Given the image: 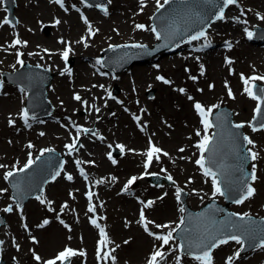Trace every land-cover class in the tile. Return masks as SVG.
<instances>
[{
	"label": "rangeland",
	"instance_id": "1",
	"mask_svg": "<svg viewBox=\"0 0 264 264\" xmlns=\"http://www.w3.org/2000/svg\"><path fill=\"white\" fill-rule=\"evenodd\" d=\"M71 1H77V0H69ZM264 0H258V1H245V5H248L253 8L260 7L262 2ZM44 4H46L45 1H43ZM34 6L28 7L24 6L22 1L21 4L16 9V17H17V25L16 26H10L9 24H4L2 27V30H0V48L3 47V44H10L11 43V37L16 39L17 37L21 41H26L27 44H20L16 45L15 47L8 49L7 47H3L7 52L3 53L0 50V70H8L13 71L15 68L18 67L17 64V57L15 56V50L19 48L21 51H23L24 55L29 53H33V55L29 56H37L33 61L36 62H44L46 61V58L48 60L52 57V53L55 51H58L62 47V42L54 48L53 46V38L51 37V31L50 28H48L47 23L49 24L51 21V18L53 16V11L51 9V6L47 3L46 9L48 10L47 15L43 12L42 9H40L36 2L33 4ZM130 10L131 8H135L136 6H132L130 0H117L114 3V9L117 11L116 19L112 18L107 23H98L99 21L96 20L97 24H101V32L94 38V42L98 41V48L100 49L103 47L109 46V44L113 43H119L120 38H113L111 39V36H114V33L118 27H121L125 32H131L134 27L131 24L130 16L133 19L135 15V11L132 10L131 14L124 15V10ZM264 7V5H263ZM22 8H24L22 10ZM260 9V8H258ZM236 16H239V12L233 13ZM76 17V15H74ZM2 18V22L5 18V11L0 8V20ZM110 19V18H109ZM115 21H117L115 23ZM258 24L263 25L264 22H260ZM83 27V26H82ZM8 29L9 36L5 35L4 30ZM135 30V29H134ZM141 32V31H140ZM142 33V32H141ZM48 36L49 39H46L45 37ZM116 36V35H115ZM212 37H208L209 42H213L216 44V50L219 46L218 52L219 56H215L217 60L214 64H209L208 59L205 60L207 55L204 57L203 62L200 60H188V63L183 67V65H179V67L175 70L174 76H169V70L172 69V64H175V61H171L169 64V70L165 71V76L169 78L171 81V84H173L179 92L178 95L170 90V88L165 87L168 92H164L161 90L160 86L158 87V84H152L151 82L148 83V78L143 79V83L140 84L137 82V85H132L131 81L137 80L135 77H125L123 73H126L124 69L121 72H116L120 77V79H124V83L122 80H116L118 81L116 84L121 87V90H119L118 94L125 100V109L124 106H121L120 108L117 106L116 111L119 112V114L112 118L109 122V131L104 132L103 136L105 135L107 137V140L104 142V152L103 156L108 159L106 163H102L99 165L98 159L94 156L88 157V161H94L95 165L90 166L89 163H86L87 170L91 173H93L95 180L102 181L101 183H98V190L99 193H102V199L105 200V204L107 206V209L103 213H99V215H104V221L109 226V232H110V238L113 242H116V244L119 246L117 250L114 252V256L116 257L117 264L126 263L128 264H147V260L149 256L152 254V246L149 248L147 252L143 256H136L135 254L128 251V249L134 247V242H136V237L134 235H130V230L128 228L129 222L131 225L133 222H137L138 224V215L137 212L134 213L131 211V209H127V201H131L132 203L134 201H143L146 197L153 198L152 195H155L156 197H159L161 193L164 191L163 189H159L162 187L169 188V192L166 198L159 201L158 204L155 206L154 211H150L151 213H155V211H158V214H164L159 212L160 209H162V206L165 204L167 199H170L172 201H175L176 199L174 196L176 195V189L181 187H175V183H179L181 181H187L189 178H191V181L195 182L198 181V183L204 182L206 183V188H211L212 184L210 181L203 179L200 177L198 170L197 174H194V176H190V173L192 171L193 165V156L195 153L196 148L191 151L187 152V148H184V152H180L179 149L182 148L184 145L187 144V142H195L197 139V131L200 132V138H202L205 134L209 135L211 133L212 129H208L207 133L204 131V125H199V129L197 128V119L198 116H196V112L192 107V101L193 100H199L205 107L209 108L213 105H228L232 109L239 111V106L241 103H243L242 100L246 101V104L248 105L247 113H245V116H242L241 114L237 118L245 119L247 118L251 112L254 111L253 106L256 104V100L252 99L247 93L244 92L245 84L241 79V74H243L244 77H250V73L252 71L258 72V73H264V68L256 67V64H252L253 66H247V68L241 69L239 65L236 63H232L231 65L226 63V58L234 59L236 57V54L238 53V50L236 51L235 47H233L231 50H227L225 54H222L223 51L220 49V45L224 48V42L225 40L222 39L224 37H219V39H215ZM109 41V42H108ZM247 42V49H250L252 54L260 53V57H263L264 49L261 45V43L257 41H246ZM263 44V43H262ZM214 47V48H215ZM45 49L48 50V52H45ZM214 52V51H213ZM95 53V52H94ZM240 53V52H239ZM23 55V56H24ZM87 55V54H84ZM82 57H85V56ZM59 56V53H58ZM7 57L10 58L12 63L17 64L15 68H12L13 66L9 65V62ZM44 57L45 59L41 60L40 58ZM23 58V57H22ZM241 58V57H240ZM171 59V58H170ZM15 60V61H14ZM241 61V60H240ZM45 63V62H44ZM203 65V75H201V68L200 65ZM150 63L145 62L142 64V68H145L147 66V69H150ZM71 66H73L76 69L75 75L72 77L73 79V86H71V83H66L62 88H58L57 94L60 95V99H66L68 104H71L73 99L71 98L74 96V93L76 90H79V87H83V83L81 85H78V82H81V78L79 77V74H82L81 71L86 67L87 69V77L86 79L89 80V83L92 82L95 78L93 75V72L89 67H87L86 63L84 62L80 66L79 62L76 60V58L72 60ZM82 68V69H81ZM187 69L188 71H185ZM85 71V70H84ZM124 71V72H123ZM131 71H135V66L131 68ZM218 71L220 73V77H215L214 72ZM79 73V74H78ZM146 73V71H145ZM115 74V75H116ZM159 74V73H158ZM171 74V73H170ZM68 78L69 76L66 75ZM123 76V77H122ZM195 76L197 77L196 80H192L190 77ZM71 78V77H70ZM78 78V79H77ZM2 79V78H1ZM101 81V84H103L104 78H99ZM227 81V87L225 85V82ZM88 81H85L87 83ZM162 82V81H161ZM127 83V84H126ZM130 83V86H129ZM8 86L5 87L2 92L3 94L0 95V100H8L11 102V100L15 99V104H12L4 109L0 108V164L11 166L15 164H19L29 158V153L24 155L22 158H18V156H15L16 150L14 149L15 146L24 145L26 142H32L33 147L32 148H42L44 146H54L52 143H49L45 139L43 141H36V136L29 135L30 133L24 134L21 138L20 135H16L14 133V128H12L8 121L9 118L14 119V117L17 115L19 101L21 98V95L18 94L16 91V88L14 84L7 83ZM126 84V85H125ZM162 84H164L162 82ZM12 85V86H10ZM154 85V86H153ZM165 85V84H164ZM170 85V84H169ZM209 85H213V87H209ZM113 84L107 85L103 84V89L100 92L101 95L105 94V91L110 90ZM49 87V86H48ZM124 89H127V92H125ZM164 87V86H163ZM179 88L185 89L184 92H180ZM228 88V89H227ZM232 89L234 92V98L230 97L228 95V90ZM48 89V88H47ZM153 90V94L151 96L148 95V90ZM161 90V91H160ZM202 90V91H201ZM14 95H16L14 97ZM97 95H94V98H96ZM189 97H192V99H189ZM72 104L77 105L76 102L73 101ZM78 105L80 106V102H78ZM68 108V109H66ZM144 108V109H143ZM213 108L212 110H214ZM75 109H71L69 106L65 105L62 109H59L57 112L58 114H64V113H70L72 116H82L85 114V111L83 108H78L76 114L74 112ZM143 110V111H142ZM253 110V111H252ZM106 111L105 113H107ZM195 112V113H194ZM54 115V113H53ZM132 115H142L138 116L140 117L139 122H136L132 119ZM81 119H79L80 121ZM139 126H142L144 129L143 132H140L138 130ZM29 132V130H28ZM252 133V134H251ZM67 137L65 140L69 139V135L66 134ZM87 137H91V133L85 134ZM121 135V136H120ZM69 136V137H68ZM250 138L256 142V145L254 147V151H257L260 155V158L257 161H254L257 165V170L260 171L259 164H264V130L256 131V132H250ZM149 139H151L153 143H156V146H161L166 150V152L169 153L168 156H160V159L158 163L153 166L152 168L147 169L148 172H157L164 175H171L173 177L174 183L170 184H163L162 186L158 185H151L150 181L146 179V175H144L145 171L141 165V161L143 159V153L146 149L149 148ZM109 140V141H108ZM106 142H109L111 144L116 143L117 145H124V148H127V154L121 152L119 147L116 145H112L109 147V145L105 144ZM116 146L117 149H119L120 152L116 154H112V158L116 161L115 163L112 162V159H109L108 153H112V147ZM129 149L133 151H129ZM36 153L38 151H35ZM186 155V159H182L181 156L180 160L178 158V155ZM106 155V156H105ZM98 167L100 175L95 173L96 168ZM125 169V171H123ZM128 169V170H126ZM166 170V171H162ZM197 169V168H196ZM264 172V167L262 169V173ZM142 175V179H140V176ZM138 177V179L135 181L134 184L129 186V190L124 193V195H118L121 194L120 192H123L124 186L127 184V181L131 177ZM112 177H115V180H112ZM82 178V177H81ZM3 180V179H2ZM262 182V180H261ZM258 180V191L255 195L254 199L258 201V203L262 204L264 201V182L261 183ZM84 179H81L80 186H79V196L82 197L81 193L83 191L84 186ZM202 184V185H204ZM94 185V184H93ZM149 185L151 187H154L153 193L151 191L141 190V186ZM200 185V186H202ZM95 186V185H94ZM158 186V187H157ZM73 187V188H72ZM71 188L64 189L62 191H58V194H53L51 197L50 195L46 194L45 198L47 199V205H42L40 200L35 198L36 200L33 201V209L31 210V215L33 216L32 220L33 223H35L36 229L38 225L42 224V222L45 219H52V216L48 212V208L50 209H60L61 206L65 205L67 203V200L72 199V201L69 202V206L71 207L72 214L74 213V209L79 206L78 201L76 200V192L75 187L72 186ZM8 189V188H7ZM262 191V192H261ZM71 193V195H70ZM175 194V195H174ZM8 194L6 193V196H2L0 194V199L3 202H8ZM67 198V200H66ZM43 199V198H42ZM103 200H99L100 204H102ZM48 201L51 203L49 204ZM176 202V201H175ZM141 203V202H140ZM180 209V202H176ZM135 204V203H134ZM126 205V208H125ZM161 207V208H160ZM16 209V208H15ZM66 209V208H65ZM64 209V211H65ZM19 210V209H17ZM168 214V213H167ZM161 215L160 218H154L152 219V214L149 217L154 222H168L169 226L171 228L175 226L179 215L178 213H174L173 215ZM18 212H14L12 214H9L8 220L13 224V228L19 232L20 226H24L27 223H30L26 216L22 214V223L19 224L18 220ZM28 215V214H27ZM91 215L90 212H88V207L86 210V219L83 221L84 224L90 223L89 216ZM58 216V214H57ZM80 216V211L78 210V215ZM154 216V215H153ZM164 216V217H162ZM28 217V216H27ZM4 218V217H3ZM172 219V220H169ZM60 220H62L59 216V219L57 220H51L50 223L41 229L39 228V232L37 233L38 237L42 236L43 234H46L51 229L59 230V235L61 236L60 243L55 244L54 248L50 252H46L44 248H41L39 245L34 246L28 249H20L17 250L16 246L12 244L14 248H16L14 251L18 256L25 255L28 260L33 262L32 255L33 253H38L41 257H55L58 253V250L63 246L71 247L73 244L78 245V236H83V226H81L83 223L81 220H78L80 222L72 231L64 226V224L60 223ZM65 224L68 225L66 221H64ZM82 223V224H81ZM28 225V224H27ZM130 225V226H131ZM135 225V224H133ZM132 225V226H133ZM3 225L0 224V227ZM31 226V225H29ZM49 227V228H48ZM44 228H47L46 230H43ZM71 229V227H70ZM43 230V231H42ZM108 230V229H107ZM22 231V230H21ZM132 231V230H131ZM9 232L11 235L18 238L19 241V235L15 231H11L9 229ZM69 234H73V239H68ZM95 234L92 237V249L94 245V239ZM147 236V235H146ZM40 239V237H39ZM125 241H128V243H124ZM155 242V246L158 245L157 241ZM79 246V245H78ZM81 246V245H80ZM153 246V247H155ZM82 247V246H81ZM239 248V245L235 243V247H232L231 250H226L224 254V260H226L225 256L232 255V252H236V250ZM54 255V256H51ZM263 260V261H262ZM251 261V263H245ZM253 261V262H252ZM262 261L264 263V254L263 251H258L256 253H249L245 257L239 256V259L233 260V264H257V262ZM222 264H225L223 261H221ZM23 264V263H21ZM77 264H81L80 261L77 262ZM90 264H96L95 262H91Z\"/></svg>",
	"mask_w": 264,
	"mask_h": 264
},
{
	"label": "snow or ice",
	"instance_id": "2",
	"mask_svg": "<svg viewBox=\"0 0 264 264\" xmlns=\"http://www.w3.org/2000/svg\"><path fill=\"white\" fill-rule=\"evenodd\" d=\"M55 3L59 4L62 8H64L65 11H67L68 9L65 8L64 6V0H54ZM84 3L87 4L88 7H91V4L87 3V0H83ZM209 2L211 3V0H209ZM110 3V0H109ZM170 3V0H163V3H160V0H157V11H159L161 8L164 7L165 4ZM238 3V0H223V5L219 8L218 12L215 15V19L216 20H224L225 19V9L229 6V5H235ZM141 11L143 10V6H144V0H141ZM74 7V6H73ZM96 7L101 8V10L107 14V7L101 4H97ZM198 15V14H196ZM258 17L261 20H264V16H260L259 13H257ZM81 19L84 21V23L86 25H88V32L89 35H95L96 32H98L99 30L96 29L95 31H93L92 25L91 23L88 21L87 17L85 16H81ZM239 18H237L238 20ZM16 23H18V21H16ZM56 23H60L59 20L56 21ZM243 23H247V21H243ZM2 24H10L13 27L15 26L12 22V20H10L8 17H5ZM2 24H0V26H2ZM135 27L137 29H146V26L143 24H137L135 25ZM156 36L157 40H160L162 37L163 38H171V36L174 33L169 32L167 29L162 31H158L156 27H152L150 29ZM245 33L247 34L249 39H252L254 36V33L252 31H250L247 27H245L244 29ZM202 37H204L205 39L207 38V33L206 30H200L197 31L195 34L191 35L189 37L190 41H194V40H199ZM82 40L84 39L83 37L81 38ZM63 43V41H61ZM20 44H24L26 45L27 42L26 41H21L18 37L13 41V43L10 45V47H15L16 45H20ZM85 46H87V44H85ZM210 46V42L206 43L204 45V47ZM226 46L228 48L232 47V44L230 42H226ZM110 47H129V45H123V46H112L110 45ZM130 47L132 48H137V49H145L147 46L143 45V44H132L130 45ZM177 47H179V45H177ZM201 49H197V51H200ZM72 51L71 46L69 45L68 47H66L63 52L61 53V57L62 59L65 61V63L67 64V61L69 59V54ZM45 52H48L47 49H45ZM24 54L21 52H17L16 56H17V63L19 65H21V67L24 66V60L21 59V57ZM29 55H33V53H29ZM199 59V57H197V60ZM98 64L102 63L100 60L97 61ZM226 63L231 65L233 63V61L230 58H226ZM13 67H15V65H13ZM157 67H159L157 65ZM201 68V75H203V65H200ZM185 71H188L187 69H185ZM65 72H67L69 75H71V69L68 67H65V69L63 70V72H61V74L63 75ZM101 75H105V73H101ZM192 80H196L197 77L195 76H191L190 77ZM157 80L163 81L166 84H170L171 81L167 80L164 76H157L156 77ZM241 79L245 84V88H244V92L247 93L252 99L257 100V106L255 108V113L256 115L253 117V121H256L258 124V127L255 124H251L252 126V131L256 132L259 130H264V120H259L257 121V117L261 116L262 114H264V88H257L255 83H250V82H255V81H260V80H264V76H257V75H253L251 77H244L243 74H241ZM225 85L227 87V81L225 82ZM0 87H2V82H0ZM95 87V86H94ZM100 87H103V85H100ZM209 87H213V85H209ZM25 89L21 88V92H24ZM180 92H184L185 89L181 88L179 89ZM202 91V90H201ZM228 94L230 97H233V93L231 91V89L229 88L228 90ZM109 97L112 99H115V97L111 96V93H109ZM74 99L76 101H81L83 104L87 105V101H82V97L79 94H75L74 95ZM189 99H192V97H189ZM122 103V102H121ZM194 107L196 109V111L199 113V115L203 118L202 119V124L204 125V131L205 133H207L208 129L213 127V123L212 121L209 119V117L212 114V109L213 108H217L219 107L218 105H213L209 108H207V110L205 109V107L199 103L196 102L194 104ZM96 112H99L100 109L96 108L95 109ZM143 111V110H142ZM21 117L24 120V123L27 127H31V124L29 123V119H30V115H29V109L28 108H24L21 110ZM34 118V117H32ZM134 119L137 120V122H139L140 117L138 116H134ZM219 121V117L217 118ZM42 122V121H41ZM9 125H12L15 123V121L11 118H9L8 121ZM245 125L244 123H238L233 125V127L235 129H241L243 128ZM77 129V135L76 137L73 138V142L70 144H66L65 148L68 150V154L71 155L74 151H79L80 147H83V145L79 142V138H80V133L83 132L84 134H88L91 133L92 135H96V132L94 129H90V128H83L81 126H75ZM45 133L41 132L40 135L43 136ZM197 136H200V132L197 131L196 133ZM233 137L239 135V133H232L231 134ZM243 141L246 142L247 145L251 146V147H247L244 149V155L242 157H238L239 159V164L236 166L235 171L240 172L241 175L239 177H233L232 175V171L226 167L223 164L217 163L216 159H215V152H216V145L214 143V137L205 134L202 139L196 144V147L199 149L200 151V156L198 159L195 160L196 165H198L200 167V169L203 172V175L205 177H210L211 178V183H212V196L216 197L217 195L222 196V197H227L229 195H232L234 193L238 194V198L234 199V203L236 204H243L246 200L254 197L256 195L257 189L253 186L254 183L259 179L258 175H257V165L256 163H252L251 164V172L248 173L245 171V162L246 161H257L260 158V155L257 151H254V147H255V142L253 139H251L248 136H243ZM28 148H32L33 145L31 143H29L27 145ZM109 147H111V145H109ZM117 147L120 148L121 152H123L124 150V145H118ZM184 148H180L179 151L180 152H184ZM53 149H42L40 151V155L36 156L35 159L32 158V154L29 153V158L27 160V162L19 168H16L10 171H6L4 173L3 179L5 181H8L10 178L14 177V175L16 173H24L27 170L31 169L33 165L36 164L37 161H39L42 156L44 155L45 152H52ZM129 151H133L131 149H129ZM168 156L169 153L163 151V149H161L160 147H157L155 144H153L151 142V139H149V148L146 152V161L144 164L145 167V173L144 175H151V176H157V173H150L147 171V169L151 166V164L153 163V160L155 159L156 161H159L160 156ZM109 159H112V162L115 163L116 161L112 158V153L109 152L108 153ZM183 158V157H182ZM77 167L79 168L80 171V175L84 177L85 180H88V175L85 173L84 169L82 167H79L82 163H89V164H94V161H81L79 159H77L75 161ZM7 167L6 165L0 164V168H5ZM216 169L215 171L213 169ZM61 169H63V164H61ZM162 171H166L163 170ZM60 172H56L55 175L52 177L53 179L56 178V176H59ZM66 179L71 181L73 180V176L71 174H68L66 176ZM115 177H112V180H115ZM138 179V177H131L128 181L127 184L124 186V189L122 191H128L129 186L132 185L136 180ZM166 179L169 181H173V177L169 174L166 176ZM22 181H16L13 183L12 187L14 189H19V185ZM102 181H98L97 183H101ZM191 178H189V183H191ZM174 183V181H173ZM7 189H0V193H4L6 192ZM195 191V190H193ZM183 190L180 188L176 189V199L179 201L181 199V195H182ZM71 195V193H70ZM88 199H89V205H88V212L90 213H95L96 211V206L93 205L91 203L92 201V197H93V193L91 191L86 193ZM166 195V193H165ZM14 198L17 201H22L23 199V193L21 191H17L14 194ZM38 200H40V202L43 204L45 203V200L42 199L40 196L36 197ZM160 199H163V197H160ZM48 203L50 204L51 202L48 201ZM144 203V202H141ZM154 204V201H147V203L145 204V207H151ZM16 207L18 209L21 210L22 213V203H17ZM67 207V204L61 206L60 211L63 212L64 209ZM50 211H55L54 209H49ZM180 212H185V208L181 207ZM4 212H12L13 211V207L12 205H8L5 209H3ZM198 215H203V213H200ZM232 216H239L240 217V223H235L232 222L230 219L227 221H215V220H211L210 221V226L208 228H205L204 231L199 235V237L197 238L196 241H193L192 239H190L189 236L186 235H181L180 239L182 241V243L173 246L172 242L175 240V237L173 235V233L177 232V229H180L181 225H183L185 223V217H181L179 224L176 225V227L171 228L168 224H155L154 221H147L146 217H145V212H144V208L141 209L140 211V220L139 223H142L144 226V229L146 232H148L149 235L153 236L156 240L160 241V245L159 247H156L155 250L152 252V254L150 255V257L147 260V264H162V262L166 261L167 259V255L168 253H166L164 251L165 246H169L168 248V252H175L177 249L180 250V255H176L175 256V261L176 264H181V258L183 255L187 254L192 256V258L196 261L199 262V264H213V250L219 248L222 245H227L230 241L231 242H235L237 245H240V248L234 253L233 256H228L225 260V264H233V260L235 258H238L241 254V252L244 250V246H245V240L247 239L248 241L252 242L250 244V246L252 247H264V236H262L258 243H256V237L258 235L259 230L257 228H254L253 225L255 224V221L250 219L249 213H243V214H239V213H232L230 214ZM23 218V217H22ZM57 218L59 219V215L57 216ZM99 219H104V217H100ZM3 221L0 220V224H2ZM50 221L48 219H45L42 224L38 225V227H44L45 225L49 224ZM61 224H64V226L66 228L70 229V226L65 224V222L63 220H60ZM90 223L99 229V234H100V240L98 241V247H97V258L98 260H107L109 257L111 258V260L114 262L116 260V257L114 255H112L111 253L115 251V249H111L110 251H104L103 249L105 248V246L109 243V237L107 232L105 231V228L102 227L98 220L96 218H90ZM149 224H154L155 227L157 229H163V228H169L170 230L167 231V233H161V234H157V233H153L149 230L148 225ZM219 225V226H217ZM24 227L27 229V225L25 224ZM69 239H71V237H69ZM32 240L35 242L36 238L33 236ZM4 243V241L0 240V245H2ZM13 243H15V240H13ZM124 243H128V241H125ZM17 250H19V245L16 244L15 245ZM116 247H119L118 245ZM84 256L85 252L82 250H75L71 247H65L64 250L60 251L55 258L53 259H49L47 261L44 262V264H57V261L60 262V264H69L70 259L74 256ZM35 260L40 261L41 257L39 255H35L34 256Z\"/></svg>",
	"mask_w": 264,
	"mask_h": 264
},
{
	"label": "bare ground",
	"instance_id": "3",
	"mask_svg": "<svg viewBox=\"0 0 264 264\" xmlns=\"http://www.w3.org/2000/svg\"><path fill=\"white\" fill-rule=\"evenodd\" d=\"M21 1H22L24 6H28V7L34 6L33 4L36 2L38 5H35V6H38L40 9H42L46 15L48 13V10L46 9L47 5L44 4L43 0H17V7L21 4ZM145 1L146 0H144V2ZM152 1L153 0H148V6H151ZM245 1H249V0H241L240 5H243L242 2H245ZM253 1H258V0H253ZM131 2L136 4L137 0H132ZM260 2H262V4H260L261 6L257 7V8L262 9V11H260L259 14L264 16V7H263L264 2L263 1H260ZM195 3L192 4L190 11H193V9L195 11H200V9H201L200 4L196 5ZM23 9L24 8H22V10ZM228 12L229 11L225 12V16L228 14ZM249 14H250V17L252 20L257 18V14L255 12L250 11ZM69 17H70V21L68 22V24L62 23V24H59L57 27H55L54 25H51V28H50L51 37L53 38V45L58 46L60 43V38L62 39V35L64 36V34H65L68 37L69 33H70V35L72 36V40H73L72 47H74L76 49V51L74 52V55L76 57V60L79 62L80 66H81L82 64H84L85 59H83V57H79V56H80V54H82V51L84 50V46H82L81 44H79L76 41V36L80 32L81 23L74 20L71 15H69ZM104 21H105V19H104ZM231 24L238 25L237 22H231V21L222 22V23H216L215 22L214 25L211 26L210 31H213L216 37H223L224 36L223 33L233 31L232 33L229 32V34L232 35L235 40H238V42L242 41L241 36L239 34L241 27L235 26V30H233L232 26H230V27L228 26ZM4 32L7 33L6 31H4ZM132 34H134V33H131V32L127 33L125 31H122V29H120V27H119L118 31L114 33V36L116 35V36H121V37H130ZM45 38L49 39L48 36H46ZM142 38H143V42H145L147 44H151L154 41L153 37L151 36V34L149 32H144ZM95 48H96L95 45H90L88 52L93 54L95 51ZM201 54H203V53H201ZM210 54L211 55H207L208 56V58H207L208 63L214 64L215 61L217 60V58L215 56H219V55H214V53L212 54L211 50H210ZM237 55H238L237 64L240 66L241 69L247 68V66H251L252 64H256L257 66L264 68V54H263V57H260V53L252 54L250 49L242 48L238 51ZM192 57L196 58V56H194V54H192ZM240 57H241V61H240ZM23 58L26 59V56H24ZM31 58H32V56L28 57L26 59V61L31 59ZM41 59H45V58L42 57ZM47 62H48V64H47L48 67H51L52 65H54L56 67V75H57L56 77H55V75L53 77V80H56L57 85L54 86V84H53V86L50 88V90L48 92L49 99L52 102L53 101L54 102H60L61 105H65V101L60 99L59 95L57 94V88H62L64 86L65 82L66 83H68V82L66 80V77L61 74V72H63V71L60 69L61 63H60V60L58 58L57 53L53 54L50 61H47ZM13 65H14V63L10 62V66H13ZM165 65H166V62H164V66ZM36 70L38 73L39 70L38 69H36ZM82 70H85V68ZM46 73H47V71H42L40 73V77L42 79L47 78ZM134 73H135L137 82L139 84L143 81L144 78H148V82L152 80L154 83L158 84V82L154 78V74L153 73L149 74L148 69H146V73H145V68H142V66H140V65L135 66V72ZM214 76L218 78V77H220V73L218 71H215ZM21 78L26 80V81L31 80V78H32L31 71L26 70L24 72V74H22ZM31 81H32V83L37 84V82L34 81L33 79ZM123 83H124V81H123ZM129 85H130V83H129ZM157 86L159 87L160 85H157ZM97 90L98 89H96V91ZM161 90H163L165 93L168 92L165 87H163V88L161 87ZM84 92L90 95L88 88L85 89ZM15 96L16 95H14V97ZM93 101L96 104L100 103V105L102 106V109H104V108L110 109V108L115 107V105L112 102H107V103L104 102V100L101 99L100 95L97 96V100L94 99ZM242 101H243V103L240 104L239 111L234 110V112H233V116L235 118L237 117V115L241 114L242 116H245L246 115L245 113H247L248 105L246 104L245 100H242ZM66 103H67V101H66ZM72 103H73V101H72ZM9 104H10V106L12 104H15V99L11 100V102L8 100H0V108H2V109L8 107ZM85 110H86L85 111L86 114L82 117H77V118H82L86 124L94 126L96 129V132H97V130L98 131H108L109 130V122L112 119V115H111L113 112L112 110H109L108 114L103 113V114H99V115H93V114L89 113L87 108ZM223 124H224L223 118L220 117L219 123H218L217 140H218V142L220 141L222 145L227 143V139H226L227 136L223 135L226 132ZM52 126L53 125L50 124L49 128H42L40 126H37L35 123H33L32 127L34 129L32 130V133L36 134V139L39 142L43 141L44 139L48 142H54L56 144L57 150L60 151L59 149H61V153L63 154L64 159H65V165H64L62 172H65L67 170L70 173L74 174L75 167L72 163V158L70 156H68L66 153L62 152V150L65 149V145H66L65 140H64L66 131H59V129H57V131H54L56 129L53 128ZM243 130H244V132H247V130H248L247 126H244ZM41 132H43L45 134L43 136H41L40 135ZM232 133H235V132L233 131ZM231 137H232V135H231ZM21 138H22V136H21ZM80 141H81L80 143L83 145V147L79 148V151H78L79 156L78 157H81V156L82 157H88V156L94 155L96 158H98L99 165L107 162V160L103 157L104 146L101 145L102 144L101 140L100 141H96L95 139L88 140V138L86 136H81ZM187 148H189V151H190L193 147H191V145H189ZM216 148L218 149L219 145H217ZM14 149L16 150V153H17L15 156H18V158H22L24 155L27 154V152H25V149H24V147H22V145H19V146L17 145L14 147ZM34 149H36V148H34ZM33 152L34 151H32V155H33ZM46 164L53 165L54 160H50ZM46 164H44V165H46ZM44 165H42L40 168H42ZM262 167H264V165ZM97 170H98V168H97ZM97 170H96V172H97ZM126 170H128V169H126ZM123 171H125V169ZM97 174H98V172H97ZM0 176H1V174H0ZM59 176L57 177L58 179L56 178L53 181L55 183H53V184L49 183L47 188H46L45 193L48 192L51 197L53 196V194H58L57 190H59V192H60V191L64 190L65 188L67 189L68 187L72 186L74 183H75V186L78 187V184H79L78 181L75 182V180H74L72 184H69L68 182L63 180L62 176H60V177ZM40 177H41L40 175H37V178H40ZM261 180H262L261 183H263L264 182V172L261 174ZM183 187L188 191V196L190 198H193L194 201H196V204H193V202L190 203L191 207H196V205L200 206L206 200L208 191L206 193L200 192L199 187L195 186V184L193 185L192 183H184ZM196 187H197V192L195 194H192L193 192H195L193 190H195ZM0 189H5V185L1 184V180H0ZM45 193L43 194V196L45 195ZM197 195H200L202 197L198 198ZM76 199H77V201H80L82 204V211H80V216L75 217V215H72L69 211L68 212L64 211V214L66 217V221H69L72 224L71 225L72 229H74L82 221L83 224L81 223L82 224L81 226L84 225L82 227L83 232H84L83 233V240H84V245L86 246V251L88 254V256H86L85 259L87 262H91V258L88 259V257L91 256L92 237L95 234V230L89 224H84V222L82 220L83 217L86 215V212H85L86 200H84V198H81L79 196V192H77ZM66 200H67V198H66ZM33 201H34V199L28 200V202L22 208V212H25L26 214H28L27 216H28V218L30 216V219H33V216L31 215V213H32L31 210L33 209V207L31 208V206L34 204ZM252 201L257 202V200L254 198L252 199ZM156 202H157V200H155V203ZM256 202L252 203L251 206L253 207V209L255 211L264 215V211L261 209L260 205H258ZM126 205H127V209L128 210L131 209V211H133L134 213L140 209L139 203L134 204V202L132 203L131 201H127ZM126 205H125V208H126ZM164 205L168 209L167 215H173L175 213V205L176 204L172 200L167 199V201L165 202ZM67 208H68V205H67ZM99 208H101L100 205H99ZM232 208L238 209V210L242 209L241 207H239V204H233ZM78 209H79V207H78ZM242 211H246V213H251V212L247 211L246 209H243ZM48 212H50L49 208H48ZM55 214L53 215V219L57 218ZM207 214L208 215L211 214V211H206V209H205L203 212V215H207ZM152 215H154V217H156V218L161 217V214H158V211H155V213L152 212ZM162 217H164V216H162ZM214 219H216V218L214 217ZM78 220H81V221L78 222ZM30 221H29L30 222L29 224L32 225L33 222H32V220H30ZM5 224H7V226L4 228L5 230L10 229L12 226V223L8 220H6ZM46 229L47 228H44L43 230H46ZM129 229L132 230V231L130 230V235H134V237H136L137 239H136V242H134V247L128 249V251L135 254L138 257L143 256L145 254V252H147L149 250V248L152 244V240L148 236H145L143 233H141L138 230L137 225L130 226ZM38 232H39V230L36 231V233H38ZM36 233L32 231V235H35V237H36L35 242L31 241V239L29 238L28 235H24L22 233H19L20 238H19L18 243H22L21 249H28V248L39 245L41 248H44V250L46 252L47 251L50 252L54 248V245L59 244L60 240H62L61 236L59 235V233H60L59 230L51 229L46 234L39 236L40 237L39 240H38V235ZM69 237H71V239H73V234H69ZM69 237H68V239H69ZM4 238H5V241L3 243V248L0 250V258L2 260H4L6 262V264H15V262H12V260H14V257H13V253L9 247V244L6 240V234H4ZM73 245H76V244H73ZM227 249H229V248H227L226 246H223V247H220V249H218L217 252H215L216 257H217V261L222 258L224 251ZM166 253H168V255H167L168 261L167 262L172 263V264H176V261L173 259V257L175 258L176 255H174L172 257V252L171 253L166 252ZM16 259L19 260L20 262H23V264H36L35 262L28 260V258L25 255L17 256ZM181 264H188L187 260H184L183 258H181ZM194 264H196V263H194ZM219 264H222V263L219 261Z\"/></svg>",
	"mask_w": 264,
	"mask_h": 264
},
{
	"label": "water",
	"instance_id": "4",
	"mask_svg": "<svg viewBox=\"0 0 264 264\" xmlns=\"http://www.w3.org/2000/svg\"><path fill=\"white\" fill-rule=\"evenodd\" d=\"M37 191H38V189H37Z\"/></svg>",
	"mask_w": 264,
	"mask_h": 264
}]
</instances>
